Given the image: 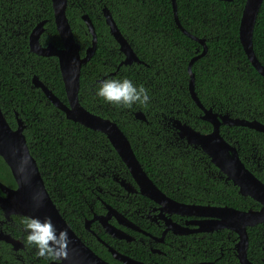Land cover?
Returning a JSON list of instances; mask_svg holds the SVG:
<instances>
[{
	"label": "trees",
	"instance_id": "16d2710c",
	"mask_svg": "<svg viewBox=\"0 0 264 264\" xmlns=\"http://www.w3.org/2000/svg\"><path fill=\"white\" fill-rule=\"evenodd\" d=\"M175 1L181 27L194 38L203 40L206 47V53L191 67L194 90L200 103L214 113L264 125V77L251 66L238 38L244 1ZM104 8L142 63L120 65L124 56L110 35L103 17ZM83 15H87L93 24L97 45L90 61L81 67L78 98L82 107L116 123L148 177L158 188L168 190L175 200L195 204L213 200L236 206V191L233 194L228 191L229 195L224 197L215 191L214 195H209L206 190L197 188V184L205 183V174L200 170L202 166L208 169L209 160L201 150L186 146L173 125L177 120L201 133L212 129L209 123L200 119L202 111L188 90V64L201 53L203 46L177 26L171 1L67 0L66 16L74 40L80 45L81 57L91 45ZM41 21L45 24L40 42H50L60 48L51 0H0V108L11 128L15 129L17 120H22L23 134L46 190L51 193L55 187L65 191L72 203L73 194L76 195L79 189L88 194L87 190L96 191L95 184L88 179L94 171L123 175L126 168L103 134L67 120L40 89L32 86L31 80L37 76L66 103L57 59L37 56L28 48V36ZM252 40L254 54L264 66V0ZM125 78L135 86L143 85L147 89L150 97L147 107L140 104H133L131 108L114 106L95 95L104 80ZM136 113H141L144 120L137 119ZM220 133L225 140L239 146L241 161L253 172L245 155L259 144L263 146L264 134L244 127L224 126ZM104 143L105 147L102 146ZM98 159L112 161V166L93 165ZM0 181L15 187L10 170L1 157ZM105 181L112 183L107 178ZM190 184L194 185L190 187ZM241 208L256 209L257 205L252 199L245 198ZM64 218L78 235L77 228ZM16 219L21 223L19 227L24 229V218ZM255 230L251 228L247 232L248 257L253 252L263 255L253 238ZM20 233L18 228L16 236ZM23 235L26 243L27 234ZM229 248H232L231 244ZM36 251L35 246L26 244L25 250L14 252L9 244L0 242V264H49L52 261L37 257ZM94 251L106 261L115 263L104 251ZM228 255L229 264H238L232 249Z\"/></svg>",
	"mask_w": 264,
	"mask_h": 264
},
{
	"label": "water",
	"instance_id": "95a60500",
	"mask_svg": "<svg viewBox=\"0 0 264 264\" xmlns=\"http://www.w3.org/2000/svg\"><path fill=\"white\" fill-rule=\"evenodd\" d=\"M172 1L173 15L181 31L187 36L194 38L187 33L178 23L176 15V3ZM234 1V0H218ZM244 7L241 14L238 38L242 49L249 60L251 66L264 77V66L258 61L253 50V31L256 18L263 0H243ZM53 19L61 47L58 48L49 43L42 47L39 43L40 36L44 28V21L36 25L28 36L29 51L40 57H54L57 59L60 76L63 81L66 103L58 99L53 92L43 85L38 78L34 77L32 83L36 88L41 89L49 103L64 113L67 120L77 123L86 129L102 133L109 141L121 161L125 164L133 181L138 186L141 195L171 206L175 210H191L183 212L186 215L198 217H212L214 220L197 222L202 228L205 225L215 226V229H228L235 232L238 241L235 244L236 258L239 264H254L247 258L248 236L247 228L264 222V184L259 181L241 161L238 150L234 144L226 141L220 134V126L245 127L264 133V125L257 121H248L239 118H231L228 115L214 113L211 109H206L199 101L194 90V74L191 71L193 63L206 53L204 41L194 38L203 48L200 54L193 57L188 64L189 84L188 90L195 105L202 111L201 119L212 126L209 133H201L187 124L174 121L178 137L188 145L199 148L210 160V162L238 188L239 194L250 197L261 205L259 211H235L232 208L200 206L195 204H181L166 197L157 186L150 180L135 157L131 145L126 136L118 128L117 124L109 119L102 118L87 111L79 102V78L83 65H86L94 55L97 36L93 24L87 15L82 16V20L91 36V45L85 50L84 56H80V45L74 40V36L66 16L67 0H51ZM103 17L109 28L110 35L119 46V51L124 56L120 65H131L132 63H142L132 50L130 44L121 35L109 11L103 9ZM137 119L144 120L141 113L135 114ZM24 124L22 120H17V127L12 129L0 108V157L9 168L15 183V188H8L0 183V189L4 197H0V208L6 220L12 216L36 218L41 222L47 218L51 219L57 235L61 230L68 234L69 257L60 264H110L92 252L73 232L59 212L56 205L50 198L37 166L36 160L30 154L26 138L23 134ZM21 167L23 172L18 171ZM124 184V182H122ZM128 185V184H125ZM192 210L198 211L193 213ZM205 210V212L203 211ZM207 210L214 212L207 213ZM119 215V214H118ZM104 230L110 236L118 239H126L121 231L105 223ZM0 240L9 244L13 251L24 250V243L21 239H16L9 234L0 233ZM112 257L120 264H144L122 256L113 249H109ZM49 264H57L51 261Z\"/></svg>",
	"mask_w": 264,
	"mask_h": 264
},
{
	"label": "flooded vegetation",
	"instance_id": "af4514ba",
	"mask_svg": "<svg viewBox=\"0 0 264 264\" xmlns=\"http://www.w3.org/2000/svg\"><path fill=\"white\" fill-rule=\"evenodd\" d=\"M40 39L39 43L42 47H45L50 43H41ZM34 77L38 78L37 76H33V78ZM31 84L34 88H36L33 85L32 80ZM15 118L18 119L17 113H15ZM262 145L264 146V144ZM102 146L105 147L106 144L104 143ZM186 146H190L194 150L200 151L198 148L188 145L187 143ZM263 146L259 144L253 152L249 150L245 157H248L246 163L251 166L253 175L264 184ZM112 150L114 149L112 148ZM111 162L112 161L98 159L93 163V165L102 164L104 167H111ZM211 166L213 169H211ZM207 167L208 169H206L205 166H202V170H200L201 173L205 174V183L204 185L197 184V188L206 190L209 192V195L211 193V195H214L215 191L217 195L224 197L229 195L228 191H231L232 194L233 191H236L238 196L234 197L236 206H227V204H224L222 201L214 202L213 200H208L205 204L182 203L169 196L167 193L168 190L163 191L161 188H157L166 197L181 204H195L200 206L209 205L218 208L228 207L234 209L235 211L242 212L248 210H260L261 205L253 199L252 200L257 205L256 209H242L241 206L243 205V200L250 197H244L239 194L238 188L235 187L232 182L229 181L226 176H224L210 162V160ZM245 167L247 168L246 165ZM124 173L125 174L123 175H115L113 174V171L105 173H98L97 171H94L88 179L95 184L94 188L96 191L94 189L87 190V192H89L88 194L79 189L76 195L73 194L72 203H70L71 199L68 198L69 196H66L67 193L65 191H59L55 189V187L52 188L51 193L47 191L49 196L51 195L50 198L58 208L63 218L66 217L67 220L77 228L78 235H76L92 252L96 254L94 250L97 249L100 252L104 251L110 259L115 262L111 263L102 258L110 264H120V262L112 257L109 249H113L122 256H126L144 264H229V249L233 250L236 258L235 244L238 241V237L235 232H231L228 229H215L216 227L210 226V224H208V226L205 225L204 228H202L203 225L200 226L197 222L206 220L212 221L214 219L209 216L198 217L194 215H186L184 214V210L173 211L174 209L169 205L154 202L153 200L140 194L138 186L133 181L127 168ZM105 178L109 179L112 183H107ZM122 182H124V184H122ZM0 183L5 187L12 188L6 186L1 181ZM193 185L194 184H190V187ZM4 196V193L0 189V197ZM16 217L19 216H12L9 220H6L0 208V233H7L16 239H21L24 243L25 250L26 243L24 242L25 238L23 234L26 233L28 235V233L23 228L19 227L21 223L16 219ZM105 221L107 224L121 231L126 237H128V240L114 238L106 233L103 227ZM66 223L68 224L67 221ZM263 225L264 222L247 228V232L248 229L256 228L253 232V238L263 254L262 256H259L261 253L253 252L251 257H248L247 255L248 260L254 264H264ZM18 228L22 231V233H20L19 236H16ZM0 242L4 241L0 240ZM88 244L95 245L99 248L96 249V247H91ZM230 244L232 245V248H229ZM91 248L95 249L92 250ZM96 255L100 257L98 254ZM236 260L238 262L237 258Z\"/></svg>",
	"mask_w": 264,
	"mask_h": 264
},
{
	"label": "clouds",
	"instance_id": "9594fccd",
	"mask_svg": "<svg viewBox=\"0 0 264 264\" xmlns=\"http://www.w3.org/2000/svg\"><path fill=\"white\" fill-rule=\"evenodd\" d=\"M95 95L106 103L124 108H131L133 104L147 107L150 101L148 91L143 85L137 87L126 78L104 80ZM18 171L23 172L24 168L21 167ZM22 223L28 233L26 244L30 247L35 246L37 257L56 261L57 264L68 259V234L61 230L57 235L50 218L41 222L39 219L26 217Z\"/></svg>",
	"mask_w": 264,
	"mask_h": 264
},
{
	"label": "bare ground",
	"instance_id": "6f19581e",
	"mask_svg": "<svg viewBox=\"0 0 264 264\" xmlns=\"http://www.w3.org/2000/svg\"><path fill=\"white\" fill-rule=\"evenodd\" d=\"M172 2V1H171ZM175 3H176V1H175ZM176 9H177V6H176ZM176 15H177V13H176ZM175 20V19H174ZM176 22V21H175ZM179 23V22H178ZM177 24V23H176ZM177 26H178V24H177ZM179 27V26H178ZM181 30V29H180ZM183 32V31H182ZM80 73H81V71H80ZM79 80H80V78H79ZM202 120V119H201ZM222 126H224V125H221L220 127H222ZM212 127V126H211ZM225 127H228V126H225ZM236 127H238V126H236ZM245 128V127H244ZM13 129V128H12ZM252 130V129H251ZM24 131V130H23ZM256 131V130H255ZM221 134V133H220ZM222 136V135H221ZM223 137V136H222ZM224 138V137H223ZM225 139V138H224ZM185 141V140H184ZM227 141V140H226ZM230 143V142H229ZM199 149V148H198ZM200 150V149H199ZM202 152V151H201ZM203 153V152H202ZM204 154V153H203ZM239 155V154H238ZM37 163V162H36ZM38 166V165H37ZM252 173V172H251ZM253 174V173H252ZM43 179V178H42ZM185 212H189V211H191V210H184ZM193 211V213H198V211H195V210H192ZM204 212H205V210H203ZM207 213H212V214H214V212L213 211H211V210H207L206 211ZM74 232V231H73ZM20 251V250H19ZM15 252V251H14ZM18 252V251H17Z\"/></svg>",
	"mask_w": 264,
	"mask_h": 264
}]
</instances>
